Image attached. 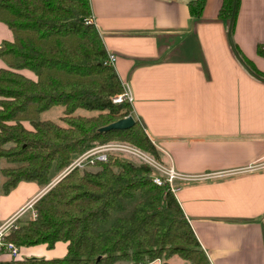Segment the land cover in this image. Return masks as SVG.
Wrapping results in <instances>:
<instances>
[{
  "label": "trees",
  "instance_id": "trees-1",
  "mask_svg": "<svg viewBox=\"0 0 264 264\" xmlns=\"http://www.w3.org/2000/svg\"><path fill=\"white\" fill-rule=\"evenodd\" d=\"M240 0H223L219 16L236 21ZM206 0H190L202 15ZM92 16L90 0H0V19L14 39L0 46V159L3 193L21 180L41 186L87 149L124 140L162 160L137 118L127 128L100 130L133 114L128 99L115 102L124 84ZM264 56V44L257 47ZM259 75L264 73L243 56ZM29 69L35 77L24 74ZM63 105L60 120L42 113ZM84 108L92 113H77ZM29 121L27 127L24 121ZM152 167L111 151L65 173L34 203V215L16 219L5 235L19 247L67 242L63 257H25L1 264H132L173 255L190 264H212L168 182L156 183ZM16 224V223H15Z\"/></svg>",
  "mask_w": 264,
  "mask_h": 264
},
{
  "label": "crops",
  "instance_id": "crops-1",
  "mask_svg": "<svg viewBox=\"0 0 264 264\" xmlns=\"http://www.w3.org/2000/svg\"><path fill=\"white\" fill-rule=\"evenodd\" d=\"M90 2L106 48L117 57L113 65L133 96L134 117L166 164L195 176L177 178L174 193L211 263L264 264V79L235 54L229 21L219 16L223 0H206L202 15L191 13L190 0ZM232 38L242 58L264 73L257 50L264 44V0L239 1ZM13 39L0 19V46ZM6 65L0 57V67ZM2 164L0 159V225L34 203L64 171L46 186L21 180L3 193ZM250 165L257 167L243 169ZM67 250L62 240L27 245L19 258L63 257ZM11 258L0 245V264Z\"/></svg>",
  "mask_w": 264,
  "mask_h": 264
},
{
  "label": "built area",
  "instance_id": "built-area-1",
  "mask_svg": "<svg viewBox=\"0 0 264 264\" xmlns=\"http://www.w3.org/2000/svg\"><path fill=\"white\" fill-rule=\"evenodd\" d=\"M88 21H93V16L87 19ZM116 55L114 53H109V57L107 62H110L111 64H114L116 61ZM128 99L130 102L133 100V96L131 92L127 89L124 90L122 94H119L115 97H113V100L115 102H120L123 99ZM111 151L116 152H122V153H129L137 158H139L141 161H144L151 165L152 171L151 176L153 180L158 183L162 184L164 182H168L169 187L172 189L173 192L177 189L175 180L177 178H193L195 176L193 175H187L179 172L174 168V166L166 164L163 160L157 158L152 153L134 145L129 142H115V141H109L102 144L95 145L83 153L76 156L71 163L64 169L62 175L69 172L76 166H84L87 162L94 163L96 160H107L108 159V153ZM256 165H250L246 168H243L244 170H252L255 169ZM33 203L29 202L23 210H21L19 213L15 214L12 218L4 222L0 225V245L1 249L3 251L8 252L12 258H18L20 255V247L13 241L7 240L5 238V235L7 232L11 229L12 226L15 225L16 219L21 216V214L28 208H32ZM34 213V211H33Z\"/></svg>",
  "mask_w": 264,
  "mask_h": 264
},
{
  "label": "rangeland",
  "instance_id": "rangeland-1",
  "mask_svg": "<svg viewBox=\"0 0 264 264\" xmlns=\"http://www.w3.org/2000/svg\"><path fill=\"white\" fill-rule=\"evenodd\" d=\"M64 112V106L63 105H55L53 106L52 108L44 111L42 113V117L43 118H50V119H54V120H60V115H62ZM93 111H90V110H87V109H84V108H79L77 110V113H86V114H89V113H92ZM111 141H115V142H127V141H124V140H111ZM126 154L127 157L129 158H132L134 161H141L139 158L129 154V153H124ZM56 174V171L54 169L51 170V174H50V177H54ZM34 215L32 210L28 211L27 213H25L21 219H24V218H28L30 216ZM16 226L18 225V222H16L15 224ZM169 261L173 263V261L177 264H189V261L187 259H184L182 257H180L179 255H173L172 257L169 258ZM174 263V264H175Z\"/></svg>",
  "mask_w": 264,
  "mask_h": 264
},
{
  "label": "water",
  "instance_id": "water-1",
  "mask_svg": "<svg viewBox=\"0 0 264 264\" xmlns=\"http://www.w3.org/2000/svg\"><path fill=\"white\" fill-rule=\"evenodd\" d=\"M232 26H233V16L230 18L229 20V26H228V32H229V38L231 41V45L233 47V50L235 52V54L237 55V57L239 58V60L241 61V63L247 68V70L259 77L264 79V77H262L261 75L257 74L246 62L245 60L242 58L241 54L239 53V51L237 50L233 38H232ZM136 121L135 117L133 114H128L127 116H124L122 118H119L118 120L112 121L104 126L100 127V130H108V129H112V128H127L130 127L131 125H133V123Z\"/></svg>",
  "mask_w": 264,
  "mask_h": 264
}]
</instances>
